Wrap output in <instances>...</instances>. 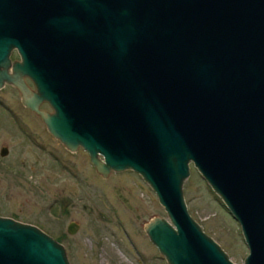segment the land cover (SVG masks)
<instances>
[{
    "label": "water",
    "instance_id": "1",
    "mask_svg": "<svg viewBox=\"0 0 264 264\" xmlns=\"http://www.w3.org/2000/svg\"><path fill=\"white\" fill-rule=\"evenodd\" d=\"M5 84L103 178L141 177L167 216L144 227L167 264H234L187 211L192 164L239 224L243 264H264V0H0ZM0 264L70 263L0 216Z\"/></svg>",
    "mask_w": 264,
    "mask_h": 264
},
{
    "label": "rangeland",
    "instance_id": "2",
    "mask_svg": "<svg viewBox=\"0 0 264 264\" xmlns=\"http://www.w3.org/2000/svg\"><path fill=\"white\" fill-rule=\"evenodd\" d=\"M10 86L0 89V150L8 151L0 156V216L42 230L70 264H167L144 230L153 218L167 220L150 187L131 171L103 178L87 152L68 151ZM39 108L52 113L46 103ZM183 193L191 218L231 262L243 264L248 249L239 224L192 166ZM71 222L75 235L66 232Z\"/></svg>",
    "mask_w": 264,
    "mask_h": 264
},
{
    "label": "flooded vegetation",
    "instance_id": "3",
    "mask_svg": "<svg viewBox=\"0 0 264 264\" xmlns=\"http://www.w3.org/2000/svg\"><path fill=\"white\" fill-rule=\"evenodd\" d=\"M13 53V52H12ZM11 53V54H12ZM16 53V52H15ZM16 55H17V53H16ZM11 57V56H10ZM17 57H18V60H12L11 58V62L12 63H14V62H18L20 59H19V56L17 55ZM25 81V83L27 84V86L31 89V90H33L34 89V87H33V85H32V83H31V81H29V79H25L24 80ZM11 87V86H10ZM35 90V89H34ZM20 101H21V95H20ZM41 108V107H40ZM38 117V116H37ZM38 119L40 120V118L38 117ZM41 121V120H40ZM42 122V121H41ZM42 124H43V122H42ZM44 125V124H43ZM45 126V125H44ZM47 130V129H46ZM4 148H6V147H4Z\"/></svg>",
    "mask_w": 264,
    "mask_h": 264
}]
</instances>
